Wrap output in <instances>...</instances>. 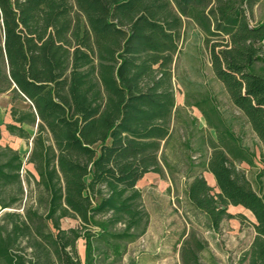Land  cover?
Here are the masks:
<instances>
[{
	"label": "trees",
	"instance_id": "16d2710c",
	"mask_svg": "<svg viewBox=\"0 0 264 264\" xmlns=\"http://www.w3.org/2000/svg\"><path fill=\"white\" fill-rule=\"evenodd\" d=\"M259 1L0 0V94L29 103L10 108L5 130L30 140L34 171L23 179L19 153L0 145V264H117L145 233L136 185L170 170L159 152L170 138L184 19L204 35L215 79L260 144L256 156L198 105L217 142L186 200L214 231L245 219L228 211L242 208L264 239V24H250ZM255 158L258 191L237 167ZM65 219L76 226L63 228ZM205 248L191 231L180 264H201Z\"/></svg>",
	"mask_w": 264,
	"mask_h": 264
},
{
	"label": "rangeland",
	"instance_id": "374dc122",
	"mask_svg": "<svg viewBox=\"0 0 264 264\" xmlns=\"http://www.w3.org/2000/svg\"><path fill=\"white\" fill-rule=\"evenodd\" d=\"M260 23L264 24V0L253 8L250 20L251 25ZM203 41L200 30L184 19L182 39L171 66L175 109L170 138L167 143H161L159 152V157L161 153L164 155L170 170L164 169L163 176L148 173L137 183L149 223L141 237L127 244L126 252L117 264H180L181 243L191 231L206 243L205 250L199 253L201 264H264V239L253 231L252 218L246 211L229 207V213H242L246 218L225 220L214 231L205 214L195 210L185 197L187 184L197 172L196 166L211 152L209 145L217 142L215 130L208 127L200 109L211 112L213 121L226 126L249 152L257 156L260 150L244 117L233 107L223 86L215 79ZM11 107L26 110L29 103L14 100L12 93L0 94V145H7L19 153L24 179L25 171L34 173L26 162L31 142L6 132L5 125L11 123ZM23 128L31 137L36 133L35 128ZM237 167L258 191L256 175L261 168L258 159L253 160V166L242 163ZM203 176L214 188L210 175L203 173ZM24 187L27 188L25 182ZM75 226L73 220L62 221L63 228ZM77 249L83 259L82 240L77 242Z\"/></svg>",
	"mask_w": 264,
	"mask_h": 264
},
{
	"label": "bare ground",
	"instance_id": "6f19581e",
	"mask_svg": "<svg viewBox=\"0 0 264 264\" xmlns=\"http://www.w3.org/2000/svg\"><path fill=\"white\" fill-rule=\"evenodd\" d=\"M211 182H213V179H211Z\"/></svg>",
	"mask_w": 264,
	"mask_h": 264
},
{
	"label": "crops",
	"instance_id": "0c3cea01",
	"mask_svg": "<svg viewBox=\"0 0 264 264\" xmlns=\"http://www.w3.org/2000/svg\"><path fill=\"white\" fill-rule=\"evenodd\" d=\"M210 177H211V175H210ZM211 179H212V177H211ZM136 187H137V185H136Z\"/></svg>",
	"mask_w": 264,
	"mask_h": 264
}]
</instances>
